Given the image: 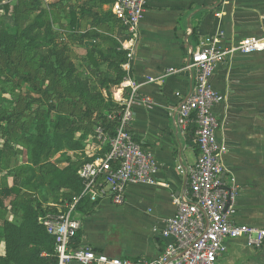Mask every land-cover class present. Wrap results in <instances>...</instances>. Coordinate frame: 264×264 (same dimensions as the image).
I'll return each mask as SVG.
<instances>
[{
    "label": "crops",
    "instance_id": "1",
    "mask_svg": "<svg viewBox=\"0 0 264 264\" xmlns=\"http://www.w3.org/2000/svg\"><path fill=\"white\" fill-rule=\"evenodd\" d=\"M114 3L101 8L89 0H73L74 33L99 38L101 29H119L113 12L106 11L110 18L103 22L98 19L105 9L113 11ZM123 31L127 37L119 44L132 57L122 68L141 85L140 96L153 102L148 107L136 102L132 131L157 160L158 184L129 187L124 206L86 200L75 216L82 221L80 247L110 258L155 260L165 248L155 229L162 230L174 216L173 198L186 194L187 173L196 163L198 150L194 128L180 129L175 123L177 107L192 91L191 73L180 71L156 83L148 79H159L170 68L181 69L188 64L190 50L221 32L224 46L245 38H263L264 0H150L138 39L130 42V34ZM87 42L94 44L89 38L73 44ZM210 82L225 97L213 112L219 122L218 140L228 148L224 183L240 190L234 204L236 221L264 228V53L234 54L214 70ZM217 264H264V246L256 250L244 239L230 240Z\"/></svg>",
    "mask_w": 264,
    "mask_h": 264
},
{
    "label": "built area",
    "instance_id": "2",
    "mask_svg": "<svg viewBox=\"0 0 264 264\" xmlns=\"http://www.w3.org/2000/svg\"><path fill=\"white\" fill-rule=\"evenodd\" d=\"M150 0H115L113 14L131 36L139 37ZM221 32L212 41L189 51L188 64L181 69L170 68L156 83L180 71L192 76V91L175 112V123L180 129L194 128L198 150L196 163L188 170V189L182 197H174L176 208L162 230L155 232L165 241L158 259L138 260L110 258L88 247H73V240L82 229L76 218L81 201L92 203L109 200L124 206L129 187L156 186L159 166L153 153L143 148L133 133L134 107L153 104L152 98L140 96L141 85L131 80L129 73L116 96L117 109L107 115L116 123L114 134L103 126L94 128V139L99 143V154L84 163L78 176L82 192L71 202L50 204L55 211L39 216L38 223L56 240L57 264H217L230 240L244 239L248 246L260 250L264 246V228L247 226L236 221L234 204L240 196L235 185H226L224 156L227 145L217 137L219 122L213 112L216 104L224 102V95L211 85L214 70L236 53L252 55L264 53L263 38H245L236 45L224 46ZM132 57L129 54V59ZM107 148V150H106ZM90 156L88 158H92Z\"/></svg>",
    "mask_w": 264,
    "mask_h": 264
},
{
    "label": "rangeland",
    "instance_id": "3",
    "mask_svg": "<svg viewBox=\"0 0 264 264\" xmlns=\"http://www.w3.org/2000/svg\"><path fill=\"white\" fill-rule=\"evenodd\" d=\"M72 7L73 0H0V191L28 183L22 185L19 196L4 199L5 208L0 211V259L6 256L4 221H22L20 203L30 206L35 202L38 209L74 195L63 180L73 170L66 175L63 170L69 168V160L98 156L94 119L111 107L120 87L115 85L116 70L112 68L113 72L107 74L104 58L96 52L92 53L93 59L88 56L92 44H73L74 34L69 29ZM106 11L113 12L107 8L101 13ZM37 19L51 28L46 38L54 42L48 46L43 38L32 42L38 32L48 35L45 26L35 28L29 36L25 33ZM117 25V30L101 29L99 38L92 35L97 37L100 50L126 37L124 28ZM51 50L67 52V60L75 67L72 75L57 68L62 59L52 58ZM60 117L63 121L58 125ZM64 131L73 132V141L81 142L80 149L70 150L63 145L67 141L61 140V153L38 160L41 142L51 143L56 134ZM77 176L78 173L73 184Z\"/></svg>",
    "mask_w": 264,
    "mask_h": 264
},
{
    "label": "trees",
    "instance_id": "4",
    "mask_svg": "<svg viewBox=\"0 0 264 264\" xmlns=\"http://www.w3.org/2000/svg\"><path fill=\"white\" fill-rule=\"evenodd\" d=\"M90 3H94L93 5H99L101 8L104 5H110L114 3L115 0H89ZM6 9H8V6H5ZM85 10L86 7H83ZM89 12V10H86ZM85 12V11H84ZM107 18H110V15L108 12H104L103 18H99L100 22L105 21ZM69 29L72 31L71 33L74 34L72 36V40L75 42H83L85 38H89L92 41H94V44L91 46L88 56L93 59L92 53L96 52L100 55V58H104L106 60L105 62L108 64L107 68V74L110 75L113 70H116L117 78H116V84L117 86H120L124 79L127 77V73L123 70L122 66L127 62V52L124 50H121L120 44L113 45L109 47L107 50L97 47V37L87 34H78L74 33L77 26V14L74 11V7H72L69 11ZM117 23H120L115 18ZM41 26H45L47 29V36H43L39 34V32L36 34L35 38L32 42H37L38 39L43 38L46 39L45 44L50 45V43L54 42L47 39L46 37H49V34L51 33V28L47 25L41 22L39 19H37L34 24L29 26L25 33L31 35L35 28H40ZM120 26L124 28L121 24ZM127 37V36H126ZM125 37V38H126ZM44 43V42H43ZM91 51V52H90ZM67 52H55L54 50H51L52 58L59 61V66L57 68L61 69L62 72H66L69 75H72L75 72V67L72 62L67 60ZM45 57H43L44 59ZM49 59V58H47ZM96 64V63H94ZM83 95V94H82ZM118 106L115 104V102L112 101L111 107L107 110H104L103 112L99 113L98 116L94 119V125L93 129L101 125L105 127L109 132L110 135L114 134V129L116 126V123L109 122L107 120V115L111 113L113 110L117 109ZM60 120L57 121V124L60 125L63 121V117L59 118ZM59 127V126H57ZM73 132L72 131H64L60 132V134H56V137L49 143L48 141H45L44 143L41 142L40 150L37 152V159L40 157V160L48 159L50 154H56L61 153L63 151V145H66L70 150L77 151L80 149L81 142H75L73 141ZM46 137V136H45ZM61 140H66L67 143L62 145ZM46 144L47 146L45 147ZM49 145V146H48ZM107 150V148H106ZM1 155V153H0ZM97 156H93L92 158H79L76 161L75 160H69L68 166L69 168H66L63 170V175L69 171L73 170L72 174L66 175L67 177L63 178L65 182H67V185H69V188H72V191L74 192V195H72L69 198H66L64 200L61 199L60 202H55L53 204L62 205L63 201L71 202L73 198L78 197L82 192V183L79 179V176L76 178V184H73V179L76 177V173H78L80 167L86 163L93 161ZM1 164V163H0ZM47 172V171H46ZM21 186H17L14 184L13 187L4 188L0 192V211H2L5 208L4 205V199L13 197L15 195H20V188ZM26 185L28 183H25ZM24 184V185H25ZM86 200L81 201V203L78 205L77 210H79L82 203H84ZM30 206H26L25 204L20 203V207L23 209V217L22 221L20 223L12 222L9 220L4 221V240L6 244L5 258L0 259V264H13L17 262L18 264H57V256H56V240L54 237L50 236L46 230L38 223L39 216L45 214L46 212L55 211L54 208L50 207V204H43L39 206L38 209L35 208V202L29 203ZM73 247L79 248L80 247V239H79V233L73 240ZM28 251V252H26ZM26 254L25 258L22 259V255Z\"/></svg>",
    "mask_w": 264,
    "mask_h": 264
}]
</instances>
